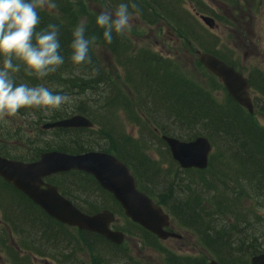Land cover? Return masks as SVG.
Returning <instances> with one entry per match:
<instances>
[{"label":"trees","instance_id":"obj_1","mask_svg":"<svg viewBox=\"0 0 264 264\" xmlns=\"http://www.w3.org/2000/svg\"><path fill=\"white\" fill-rule=\"evenodd\" d=\"M184 1L186 0H134L139 9L138 16L145 24H150V18L153 17V13H159L168 21L180 26L181 36L188 38V45L191 42L195 44L197 41L205 49L207 39L204 34L199 35L197 33L198 29L192 24H186L185 26L184 20L181 19V14L184 17L188 15L184 12L179 14L177 10ZM221 1L229 6H240V2L237 0ZM55 2L57 4L55 9L51 11L47 9L39 10L40 27L44 28L48 24H56L58 26L61 44L60 51L64 56V64L55 73H51L43 80H36L33 77L26 76L23 69L15 74L14 80L17 84L43 85L54 94H66L69 97H73L76 94H99L98 101H95L94 105L92 101H84L82 103L76 101L77 105L72 112H68L65 109L55 110V112L51 113L50 119L51 121H58L75 114L83 115L95 124V128L96 126L103 127L105 134L104 136L98 135L97 138L91 137L90 139L84 136V133H92L95 129L58 130L67 135L68 141L59 142L55 149H46L45 151L43 150L44 152L60 151L70 154H81L95 150L96 147L100 149V142L103 141L105 147H102L100 151L113 153L127 164L135 175L139 186L143 181L151 182L156 180L148 172L143 173L136 170L121 149L120 141L129 143L136 148V154L138 156L141 155L140 157L144 162L153 165L150 159L141 154L140 149L134 143L121 139L122 131L120 124L115 118V115H117L115 110L119 108L114 107V102L119 99L120 102L128 104L130 117L133 119L136 116L139 118L142 116L147 121L146 126H149L150 121L155 124H161L163 118L172 119V125L176 128L178 126V129H185L184 127L186 126H196L207 122L212 132L219 138L221 153L224 150L230 153V156H226L227 154L221 155L219 162V170L221 171L217 170V172L224 175L223 172L228 166H233L241 174L242 181L248 182L254 187V191L256 190L258 195H264V130L255 123L257 110L255 105V113L250 114L228 96L226 106L221 107L217 103L216 97L199 86L194 78L186 73V69L183 70L178 66H173L174 63L172 61L163 60L159 56L150 55L143 50L137 53L132 49V43L126 35L118 36L114 33L112 43H105L102 36L103 30L95 23V16L99 13L93 12V2L104 4L115 10L122 0H55ZM192 3L197 13H205L200 8L201 2L196 3L192 0ZM130 11L132 10L130 9ZM80 21L86 23V35L95 36L96 41L90 46V62L74 65L70 59V44L72 30ZM97 49H101L100 52ZM205 51L209 50L206 48ZM106 54H111L115 60L114 68L118 70L116 75L111 74L113 64L107 59ZM101 55L106 58L104 62L98 59V56ZM217 57L237 68L234 61H229L220 55ZM104 64H107V66H104ZM200 64L198 66L202 68ZM258 76L259 79L256 83L252 78H248V80L251 88H254L256 94H259L258 97L260 99L258 100L264 101V77L262 75ZM211 77L215 83L216 77L212 75ZM110 92L114 93L116 97L108 99L107 95ZM126 93L127 97H125ZM128 93L132 97H129ZM134 106L137 107V111L132 110ZM262 109H264V104L260 107V110ZM35 110L43 112L38 108H30L21 109L19 113L23 114L26 111ZM172 128L159 125L155 129L154 135L159 138L161 135L172 137L174 135L172 134L174 130ZM210 141L212 142V140ZM161 142L164 143L163 140ZM233 152L237 157L231 155ZM210 167L211 158L210 165L205 172ZM182 171L189 173V171L195 170ZM47 182L57 186L63 196L87 214H95L108 209L117 216L119 214L124 215L115 199L109 193L103 191L90 175L81 172H70L52 176L47 179ZM194 182V184H198V181ZM193 183H189V186ZM139 189L152 197L149 192L143 191L141 186ZM183 191H185L184 188ZM96 195L100 201L98 202L97 200L95 204L90 203V200L94 199ZM166 195L168 196H163L162 200L157 203L170 210L172 219L177 225L179 223L185 228L187 227L186 229L195 231L199 235V237H196L198 241L201 242L205 250L218 263L251 264L249 257L263 252L257 245H250V247L248 245L247 248H243L245 250H237L233 247L232 240L229 237L233 235L230 220L232 218L237 219L239 222H246L247 220L241 212H236V207L234 208L230 202H226L221 193L213 196V201H211L212 213L206 217L198 211L197 206L191 207L189 201L181 203L176 199H171L168 193ZM197 197L198 195H194L193 204L201 206L197 202ZM0 209L4 210L7 219L11 214L14 221L17 220V224H10L15 232L26 234V238L21 237L20 242L16 246H9L8 240H4V249H6L7 258L11 260L12 264H32L31 259L27 257L28 254H34L41 258H53L57 261V257L60 256L63 258V261H59L60 264H63L64 261L68 264L70 261L64 259V252L71 247L82 246L91 253L92 264H124L123 261L127 264H137L130 256L122 254L126 242L121 246H117L97 234L79 231L56 222L1 178ZM219 218L226 223L220 229L214 225L216 223L215 220ZM131 224L139 233H134L135 237L141 239L143 244L153 246L157 238L141 227ZM114 228L119 230L117 224ZM73 233H76L78 237ZM234 233L236 234L237 230H234ZM79 235L81 238H79ZM141 240L140 242L142 243ZM241 242H243L242 239L237 242L238 246ZM240 252H244V256H240ZM23 253L25 256L21 255ZM172 255L167 257L166 264L207 263L205 259H201L200 262L189 259L180 260L179 257Z\"/></svg>","mask_w":264,"mask_h":264},{"label":"rangeland","instance_id":"obj_2","mask_svg":"<svg viewBox=\"0 0 264 264\" xmlns=\"http://www.w3.org/2000/svg\"><path fill=\"white\" fill-rule=\"evenodd\" d=\"M193 1L196 3L201 2L200 8L205 13H197L192 0L184 1L177 10L179 14L184 12L188 15L184 17L181 14L185 26L186 24H192L198 29L197 33L199 35L204 34L207 39L205 49L207 48L209 51H205L204 47L198 44L197 41L195 44L191 42L188 45V38L181 36L180 26L168 21L159 13H153L150 24H145L138 15H133L130 21V30L125 35L130 39L131 47L137 53L143 50L150 55L159 56L163 60L172 61L173 66H178L183 70L186 69V73L192 76L199 86L203 87L206 92L213 94L217 103L221 107H225L229 95L217 77H214L216 79L214 83L211 77L212 74L202 64H200L202 68H199L200 55H198V52L201 51L202 54L210 52L208 54L220 55L229 61H234L237 71L241 72L246 78H252L255 83L259 79L258 75L264 77V0H237L240 2L239 7L229 6L221 0ZM93 6V12L96 14L101 12L114 13V9H110L104 4L93 2ZM200 16L213 19L215 21L214 29H210ZM100 50L97 49L99 52ZM106 57L113 64L111 74L116 75L118 70L114 68V58L111 54H106ZM98 59L104 62L106 58L101 55L98 56ZM104 66H107V64H104ZM250 94L254 105L257 107L255 123L264 130V112H262L264 109L260 110L264 101L258 100L260 97H258L259 94H256L254 88H251ZM128 96L132 97L129 93ZM125 97H127V93ZM69 98V102L63 105L61 109L72 112L77 105L76 101L79 103L92 101L94 105V102L98 101L99 94H76ZM132 109L137 111L135 106ZM53 112L55 110L47 113L38 110L26 111L23 114L18 112L15 117L0 119V154L5 153L1 156L30 162L38 159L46 149H55L59 142L68 141L67 135L58 130L46 131L41 129L47 123L56 122L50 119ZM115 114H117L115 118L122 131L121 139L134 143L140 149L141 154L150 159L153 168L157 171L158 177L153 176L156 180L142 182L140 186L143 191L149 192L156 202L161 201L163 196H168L167 193L171 199H176L181 203L189 201L191 207L197 206L198 211L204 217L212 213L211 201H213V196L221 193L226 202H230L234 208L236 207V212H241L247 220L246 222H239L235 218L230 220L233 235L229 237L232 240L233 247L237 250H245L243 248H247L248 245L249 247L250 245L259 246L263 252L250 256V261L255 256L264 254V195H258L256 190L254 191V187L248 182L242 181L241 174L233 166H228L223 172L224 175L217 172L221 155L227 154L226 156H230V153L225 150L221 153L219 138L212 132L207 122L196 126H186L185 129H178V126L176 128L172 125V119L163 118L161 124L150 121L149 126H146L147 121L142 116V119L137 116L132 119L128 110L119 108L115 110ZM159 125L173 127L172 134L174 135L172 137L180 141L189 142L198 137H206L212 140L214 143L210 169L198 173L197 171L183 172L172 160L168 147L161 142V137L154 135L155 129ZM104 134L105 129L96 126L92 133H84V136L91 139V137L97 138L98 135L104 136ZM100 145L101 148L105 147L103 141L100 142ZM98 148L96 147V149ZM231 155L237 157L234 152ZM190 178L194 179L193 181H198V184L189 186ZM183 188L185 191H183ZM194 195H198L197 202L201 206L193 204ZM97 200L100 201L96 195L94 199L90 200V203L95 204ZM163 209L172 219L170 210L165 207ZM117 218V227L127 235L122 254L130 256L137 264H166V259L171 254L179 257L180 260L189 259L200 262L201 259H205L206 264H210L214 260L213 256L205 250V247L196 238L199 235L179 223L177 225L173 219L172 230L181 238L157 239V241H154L153 246H147L143 244L141 239L135 237L134 233L139 234L138 231L123 214H119ZM215 221L214 225L218 226V229L226 224L220 218ZM13 223L17 224V220L14 221L11 214L7 219L4 210L0 209V264H12L11 260L7 258L6 249H4V240H8L9 246H16L21 237L26 238L25 233L21 234L12 229L10 224ZM234 230H237L236 234ZM73 234L78 237L76 233ZM79 238H81L80 235ZM241 239L243 242L238 246L237 242ZM244 254V252H240V256H244ZM21 255L25 256L24 253ZM27 257L31 259L32 264H60L59 261H63L60 256L57 257L58 261L53 258H41L34 254H28ZM64 259L70 261L68 264H92L91 253L83 246L67 249L64 252ZM123 263L127 264L124 261ZM63 264H67V262L64 261Z\"/></svg>","mask_w":264,"mask_h":264},{"label":"water","instance_id":"obj_3","mask_svg":"<svg viewBox=\"0 0 264 264\" xmlns=\"http://www.w3.org/2000/svg\"><path fill=\"white\" fill-rule=\"evenodd\" d=\"M202 21L214 29L213 19L201 16ZM201 64L224 85L228 94L250 114L254 105L250 94V84L244 75L234 67L214 55L198 52ZM94 124L82 115H75L54 123H47L43 130L53 129H91ZM174 161L182 169H206L212 145L206 137H198L184 142L176 138L163 136ZM72 171H79L93 176L100 187L109 192L120 204L128 219L152 233L160 240L180 239L181 236L168 231L170 217L146 194L140 192L134 176L127 165L111 154L88 152L70 155L61 152H48L33 163L10 160L0 157V177L24 194L36 206L57 222L102 236L115 245L125 241V235L115 231L112 225L116 221L110 211L89 215L78 209L63 197L57 187L45 182V179ZM210 264H219L211 261ZM251 264H264V254L255 256Z\"/></svg>","mask_w":264,"mask_h":264},{"label":"clouds","instance_id":"obj_4","mask_svg":"<svg viewBox=\"0 0 264 264\" xmlns=\"http://www.w3.org/2000/svg\"><path fill=\"white\" fill-rule=\"evenodd\" d=\"M56 7L55 0H0V119L15 117L21 109L58 111L69 102L66 94H54L43 85L17 84L14 80L21 69L26 76L43 80L64 64L58 26L40 27L39 10ZM134 14H139L134 0H122L113 14L96 15L95 23L103 30L105 43H112L114 33L125 35ZM95 41V36L86 35L84 21L74 26L70 44L74 65L90 62V46Z\"/></svg>","mask_w":264,"mask_h":264},{"label":"bare ground","instance_id":"obj_5","mask_svg":"<svg viewBox=\"0 0 264 264\" xmlns=\"http://www.w3.org/2000/svg\"><path fill=\"white\" fill-rule=\"evenodd\" d=\"M116 97V95L114 94V93H108V95H107V98L108 99H113V98H115ZM116 100V99H115ZM114 107L115 108H121V109H124V110H129V106H128V104H125V103H123V102H120L119 101V99L118 100H116L115 102H114ZM131 110V109H130ZM133 110V109H132ZM163 136H166V135H161V138L163 137ZM167 137H170V136H167ZM173 138V137H172ZM120 146H121V149H122V151L127 155L126 157L130 160V162L132 163V166L136 169V170H138V171H140V172H143V173H146V172H148V174H150L151 176H156V177H158V175H157V171H156V169H154L153 168V165L152 164H148V163H146V162H144L143 161V159L140 157V156H138L137 154H136V148L134 147V146H132L131 144H129V143H126V142H124V141H120ZM172 160L174 161V159L172 158ZM201 172H205V169H203V170H200ZM194 179H192V178H190L189 179V183H193L194 181H193ZM194 183H196V182H194ZM193 183V184H194Z\"/></svg>","mask_w":264,"mask_h":264}]
</instances>
